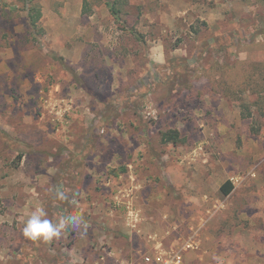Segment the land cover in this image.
<instances>
[{
	"label": "rangeland",
	"instance_id": "374dc122",
	"mask_svg": "<svg viewBox=\"0 0 264 264\" xmlns=\"http://www.w3.org/2000/svg\"><path fill=\"white\" fill-rule=\"evenodd\" d=\"M111 1L0 0V264H138L187 239L183 264H264V117L215 89L264 65V3ZM41 205L85 223L30 240Z\"/></svg>",
	"mask_w": 264,
	"mask_h": 264
},
{
	"label": "trees",
	"instance_id": "16d2710c",
	"mask_svg": "<svg viewBox=\"0 0 264 264\" xmlns=\"http://www.w3.org/2000/svg\"><path fill=\"white\" fill-rule=\"evenodd\" d=\"M121 0H113L107 3L110 13L118 17L120 9L117 8ZM254 3L263 4L264 0H253ZM38 7H32L29 14V24L37 28V20L40 18ZM215 89L224 97L233 102H238L241 116L252 117V112L264 117V65L261 63H237L227 68L226 72L219 76ZM246 96L254 97L252 101H246ZM181 133L176 129H167L160 133V142L163 145H177L184 142ZM21 160V156L18 157ZM230 180L220 187L224 196H228L233 190Z\"/></svg>",
	"mask_w": 264,
	"mask_h": 264
},
{
	"label": "clouds",
	"instance_id": "9594fccd",
	"mask_svg": "<svg viewBox=\"0 0 264 264\" xmlns=\"http://www.w3.org/2000/svg\"><path fill=\"white\" fill-rule=\"evenodd\" d=\"M57 199L66 200L67 197L63 192H60ZM84 223L83 216L79 214L61 213L55 219L49 218L45 208L41 205L31 211L23 225L22 233L24 237L33 241H51L58 237L63 230L80 226Z\"/></svg>",
	"mask_w": 264,
	"mask_h": 264
},
{
	"label": "built area",
	"instance_id": "2783aa9c",
	"mask_svg": "<svg viewBox=\"0 0 264 264\" xmlns=\"http://www.w3.org/2000/svg\"><path fill=\"white\" fill-rule=\"evenodd\" d=\"M192 245V240L187 239L183 245L175 246L171 248H164L161 243H155L151 248L144 253L138 264H183L184 252ZM103 260V259H101ZM99 264H104L101 261ZM121 264H128L122 262Z\"/></svg>",
	"mask_w": 264,
	"mask_h": 264
}]
</instances>
